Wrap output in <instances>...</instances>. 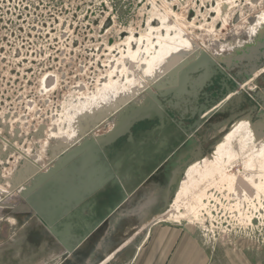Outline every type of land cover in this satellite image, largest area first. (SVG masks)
Segmentation results:
<instances>
[{
    "label": "rangeland",
    "instance_id": "obj_1",
    "mask_svg": "<svg viewBox=\"0 0 264 264\" xmlns=\"http://www.w3.org/2000/svg\"><path fill=\"white\" fill-rule=\"evenodd\" d=\"M259 1L0 0V218L9 222L0 221V264H55L61 252L28 209L7 208L17 197L13 175L26 165L45 171L48 153L72 147L88 114L142 94L196 42L218 55L252 39L245 22ZM48 76L51 88L42 85ZM229 174L198 179L180 201L183 219L164 221L264 256V179L234 187Z\"/></svg>",
    "mask_w": 264,
    "mask_h": 264
},
{
    "label": "water",
    "instance_id": "obj_2",
    "mask_svg": "<svg viewBox=\"0 0 264 264\" xmlns=\"http://www.w3.org/2000/svg\"><path fill=\"white\" fill-rule=\"evenodd\" d=\"M257 27L252 39L230 52H195L142 94L88 114L72 147L48 153L53 162L45 171L26 165L13 175L17 197L7 208L28 209L43 226L61 248L55 264H130L149 228L165 220L159 217L170 208L187 167L210 156L221 137L218 128L247 120L258 135H264V89L253 96L255 104L250 100L248 108L241 109L246 93H253L247 84L254 88V75L264 69V23ZM219 74L233 80V88H226L216 100H206L198 111L193 105L201 93L207 96L204 89ZM53 84V76L43 79V87ZM188 109L186 120L196 115L198 120L185 129L182 120ZM169 110L183 112L176 128L171 126ZM217 114L226 117L210 126L216 139L205 151L201 142L207 139L199 135L210 131L204 123ZM154 121L159 126L134 139L132 129L137 124ZM103 122L105 132L95 135ZM122 138L128 145L113 153L111 149ZM95 237L98 240L92 244ZM95 253L97 260L92 261Z\"/></svg>",
    "mask_w": 264,
    "mask_h": 264
},
{
    "label": "bare ground",
    "instance_id": "obj_3",
    "mask_svg": "<svg viewBox=\"0 0 264 264\" xmlns=\"http://www.w3.org/2000/svg\"><path fill=\"white\" fill-rule=\"evenodd\" d=\"M251 18L252 22L249 20ZM248 20L251 23H248ZM245 23L247 25V32L254 37L256 34L255 31L258 28L257 26L261 25V23H264V7L259 9L256 12L255 16L247 18ZM194 47L196 48L195 50H197L196 52L202 51L205 54L213 55V49H211L210 46L205 48L199 45L198 42H196ZM194 52L195 51L191 52L184 58L190 57L194 54ZM173 56L171 57V59L173 58ZM181 62L178 66H180ZM178 66H173L175 68H172L170 72L176 69V67ZM130 67L131 64L129 65V68ZM262 72L263 71L261 70L257 72L256 75H254V78L258 77ZM249 84L250 83H248L247 85ZM124 98L130 99L128 95L122 96L117 98L115 101L112 102V104L110 103L109 106L106 107H111L114 104H119L121 101H123ZM102 108H105V105L102 106ZM87 117L89 118V116ZM98 129L99 127H97L96 131ZM221 131L222 134L220 135V140L216 144L215 148H213V150L210 152V156H205L201 160L192 162L187 167L185 175L180 183V187L176 195L172 199L170 208L164 216L165 220L167 219L180 221L181 219H183V215L179 211L180 201H182L183 195L189 191V189L191 188L190 186H192L193 188L196 183H199V180H213L215 176H218L220 174V171L229 174V172L234 167L239 165L241 166L239 172H231L229 174L230 177H232L234 187L237 186L236 179L238 178L242 181L244 179L246 181V183L244 182V184L250 186H252L254 183H259L256 181L257 179H264V135H258V132L255 130V128H252V125L247 120H237L230 124L227 129L222 128L220 132ZM39 161L40 160H37L35 162L39 163ZM51 161L53 160L51 159ZM46 165H48L49 167L50 163L47 162ZM245 186L242 185V187Z\"/></svg>",
    "mask_w": 264,
    "mask_h": 264
},
{
    "label": "crops",
    "instance_id": "obj_4",
    "mask_svg": "<svg viewBox=\"0 0 264 264\" xmlns=\"http://www.w3.org/2000/svg\"><path fill=\"white\" fill-rule=\"evenodd\" d=\"M233 245L207 243L189 225L159 221L149 228L130 264H264V256L254 249H239V241Z\"/></svg>",
    "mask_w": 264,
    "mask_h": 264
},
{
    "label": "flooded vegetation",
    "instance_id": "obj_5",
    "mask_svg": "<svg viewBox=\"0 0 264 264\" xmlns=\"http://www.w3.org/2000/svg\"><path fill=\"white\" fill-rule=\"evenodd\" d=\"M261 71H263L258 77L253 78L256 80L257 84L255 85L254 89L250 88V91H253V93H246V102H242L241 103V109H247L249 106V101L251 100L253 104H255V100L253 99L254 95L258 92L261 91L262 89H264V69H262ZM256 75V74H255ZM233 80L228 79L227 75H218L215 80H213V83L211 86H209L208 88H205L203 93H205L207 96L204 97L203 94L201 93L197 104L193 105L195 107H197V110L199 111L200 109V105H205L206 104V100L209 102L211 100H216L218 98H220L221 96H223L226 92V88H233ZM251 84V83H250ZM251 87H253V85H251ZM190 109H188V115H185V119L182 120V127L187 129L189 126H193L195 121L198 120V116L196 115L194 118H192L191 120H186L188 118H190ZM167 113H169V115L171 116L172 120H173V127H177L178 123L180 122L181 118L180 116L182 115V111H178V110H169ZM184 115V114H183ZM205 114H203L204 116ZM226 115H221V114H217L214 115L212 118H210L208 121H206L204 123L205 126H207V128L210 129V131H202V133L199 135V137H201L203 139V136L206 137L207 141H202V148L203 150H205V148H208L213 144L212 141L210 142L209 139V135L210 133H214L213 130H211V125L217 124L222 122L225 119ZM215 118H218V120H216ZM215 119L214 121H211ZM154 126H159V124L154 121V122H142L137 124L133 129H132V135L134 137V139H141L146 131H149L150 129H152ZM229 127V126H228ZM222 128H218L216 132H218V135L220 136L222 134V131L220 132ZM218 136V137H219ZM214 142V141H213ZM128 145L126 138H122L119 141H117L115 143V145L113 146V148L111 149V151L117 152L120 151L122 149H124L126 146ZM177 148V145L175 144L173 146V149ZM206 151V150H205ZM209 151V150H208ZM168 152L172 153V150L169 148ZM167 152V153H168ZM112 155V153H111ZM113 193L112 191H110L109 194Z\"/></svg>",
    "mask_w": 264,
    "mask_h": 264
}]
</instances>
